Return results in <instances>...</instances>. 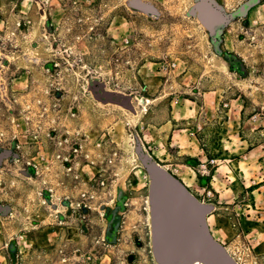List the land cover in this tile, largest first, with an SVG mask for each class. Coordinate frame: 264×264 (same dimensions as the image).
<instances>
[{
	"label": "rangeland",
	"instance_id": "rangeland-1",
	"mask_svg": "<svg viewBox=\"0 0 264 264\" xmlns=\"http://www.w3.org/2000/svg\"><path fill=\"white\" fill-rule=\"evenodd\" d=\"M262 151L264 0H0V264H161L146 162L264 264Z\"/></svg>",
	"mask_w": 264,
	"mask_h": 264
},
{
	"label": "water",
	"instance_id": "water-1",
	"mask_svg": "<svg viewBox=\"0 0 264 264\" xmlns=\"http://www.w3.org/2000/svg\"><path fill=\"white\" fill-rule=\"evenodd\" d=\"M146 163L156 259L161 264H236L211 236L206 223L209 206L198 203L168 171Z\"/></svg>",
	"mask_w": 264,
	"mask_h": 264
},
{
	"label": "built area",
	"instance_id": "built-area-1",
	"mask_svg": "<svg viewBox=\"0 0 264 264\" xmlns=\"http://www.w3.org/2000/svg\"><path fill=\"white\" fill-rule=\"evenodd\" d=\"M252 119H253V122H254V123L258 122V120H259V116H258V114L255 115V116H253Z\"/></svg>",
	"mask_w": 264,
	"mask_h": 264
},
{
	"label": "bare ground",
	"instance_id": "bare-ground-1",
	"mask_svg": "<svg viewBox=\"0 0 264 264\" xmlns=\"http://www.w3.org/2000/svg\"><path fill=\"white\" fill-rule=\"evenodd\" d=\"M157 168H159L160 170H163L161 166H159L158 164H155ZM197 200V199H196Z\"/></svg>",
	"mask_w": 264,
	"mask_h": 264
},
{
	"label": "crops",
	"instance_id": "crops-1",
	"mask_svg": "<svg viewBox=\"0 0 264 264\" xmlns=\"http://www.w3.org/2000/svg\"><path fill=\"white\" fill-rule=\"evenodd\" d=\"M263 153H262V157L264 156V151H262Z\"/></svg>",
	"mask_w": 264,
	"mask_h": 264
}]
</instances>
